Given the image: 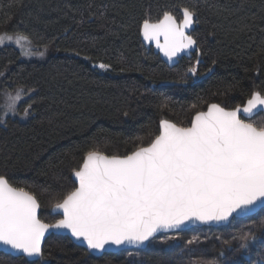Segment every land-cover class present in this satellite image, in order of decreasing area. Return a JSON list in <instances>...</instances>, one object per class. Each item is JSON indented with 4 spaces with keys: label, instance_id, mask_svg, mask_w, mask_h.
<instances>
[{
    "label": "trees",
    "instance_id": "16d2710c",
    "mask_svg": "<svg viewBox=\"0 0 264 264\" xmlns=\"http://www.w3.org/2000/svg\"><path fill=\"white\" fill-rule=\"evenodd\" d=\"M180 8L194 14L200 62L196 52L168 67L143 46L140 27L165 12L180 21ZM0 33L50 52L24 61L15 47L0 48V90L25 97L0 117V176L35 195L49 224L89 151L123 157L150 144L161 120L188 127L211 103L233 109L264 95V0H0ZM245 121L264 126L262 113ZM0 264H264V207L100 257L50 235L39 260L0 253Z\"/></svg>",
    "mask_w": 264,
    "mask_h": 264
},
{
    "label": "snow or ice",
    "instance_id": "6c2138e0",
    "mask_svg": "<svg viewBox=\"0 0 264 264\" xmlns=\"http://www.w3.org/2000/svg\"><path fill=\"white\" fill-rule=\"evenodd\" d=\"M183 16L179 24L168 12L155 23L145 19L144 39L154 40L169 59L190 48L195 41L185 29L192 25L193 13L185 8ZM6 41L14 42L25 56L33 54L25 47L31 43L26 35L0 33V45ZM21 99L22 90L6 93L0 108L5 115L15 113ZM260 106L264 95L253 92L242 110L208 105L206 112L193 117L190 127L161 120L159 135L129 155L89 151L73 171L78 186L55 204L63 218L54 224L38 218L35 195L0 176V245L38 257L50 229L70 231L89 249L140 245L161 229L188 220L226 221L238 209L264 201V126L239 115L242 111L250 118ZM24 111L27 115L28 108Z\"/></svg>",
    "mask_w": 264,
    "mask_h": 264
},
{
    "label": "water",
    "instance_id": "95a60500",
    "mask_svg": "<svg viewBox=\"0 0 264 264\" xmlns=\"http://www.w3.org/2000/svg\"><path fill=\"white\" fill-rule=\"evenodd\" d=\"M183 9L185 8H180L179 12H180V15H181V20L178 21L171 13V15L175 18L177 24L181 23L184 19V16H183ZM163 18V17H162ZM161 18V19H162ZM157 22V21H156ZM152 23H155V22H152ZM143 23L141 24V27H142ZM141 27H140V40L143 44V46L149 50V49H152L153 53L154 54H157L159 56V58L168 66V67H173L175 66L180 59L182 58H191L192 55L194 53L197 52V44H196V41L194 40V38L192 37L191 35V32L192 30L194 29L195 27V17H194V14H193V23L190 27H188L187 29H185V34L186 35H189L192 37V39L195 41V44L192 45L190 48H187V49H183L179 52H177V54L175 56H173L171 59H169V57L165 56L164 53L159 49L157 48L156 46V42L154 40H145L143 35H142V32H141ZM160 43L163 44L164 43V38L163 36H161L160 38ZM197 57H198V60L196 61V64H198L200 62V53L197 52ZM248 100V99H247ZM247 100L245 101V103L242 105V106H237L233 109H226L225 110H234L236 108H241V110L243 109L244 106H246L247 104ZM211 104H216V103H211ZM210 105V104H209ZM220 106V105H219ZM222 107V106H221ZM208 108V107H207ZM207 108L206 110H204L203 112H206L207 111ZM224 108V107H223ZM258 113H262L263 116H264V106H260V110L259 111H255V113L253 115H251V117L249 118L247 116V114H244L242 111L241 113L239 114L241 116L242 119H251L252 117H254L256 114ZM197 114V113H196ZM195 114V115H196ZM194 115V116H195ZM193 116V117H194ZM193 119V118H192ZM165 120V119H164ZM168 121V120H167ZM161 122V121H160ZM171 122V121H169ZM247 122V121H246ZM173 123V122H171ZM159 126H160V123H159ZM178 126V125H177ZM191 126V124H190ZM188 126V127H190ZM159 131H160V127H159ZM159 135V134H158ZM148 146V145H147ZM145 146V147H147ZM131 154V153H130ZM129 155V154H128ZM120 157V156H119ZM84 160V159H83ZM83 164V162H82ZM81 164V165H82ZM71 178L72 180L74 181L76 187L78 186V182L76 181L75 179V176L73 175V172L71 174ZM264 207V201H258L254 206H251L249 209H238L236 212H234L229 218L228 220L226 221H209L207 223H202L201 221H198V220H188V221H185L183 224L179 225L178 227H175V228H169V229H161L159 230L158 232L154 233L152 237H150L148 240L144 241L143 244H140V245H131V244H123V245H114V244H106L104 246L103 249H100V250H95V249H89L87 247V244L86 242H84L82 239L81 240H77V238L73 237L71 235V232L68 231V230H57V229H50L48 232L45 233V236L44 238H42V241H41V247L43 249V245H44V242L45 240L50 236V235H61V236H67L74 244L84 248L86 251H88L91 255H94V256H97V257H100L102 256L104 253H116V252H119V251H123V250H133V249H138V250H142V249H145L147 247V245L149 244V242L156 236L160 235V234H169V233H177V232H181V231H185V230H188V229H191V228H194V227H203V226H210V227H219V226H224V225H227L230 223V221L234 218H244V217H248V216H251V215H254L255 213H257L261 208ZM39 213H40V208L37 210V216L39 218ZM51 213L54 214V215H59V219H62L63 218V213H62V210H55V205L51 208ZM40 219V218H39ZM58 219V220H59ZM41 220V219H40ZM42 221V220H41ZM57 221V220H56ZM55 221V222H56ZM43 222V221H42ZM55 222L53 223H50V224H54ZM45 223V222H43ZM49 224V223H47ZM0 253H4V254H9L11 256H14V257H24L25 259H27L28 261H37L40 259L41 256H32V257H29L27 255H25L24 253L22 252H18L16 250H12L10 249L9 247L7 246H3V245H0Z\"/></svg>",
    "mask_w": 264,
    "mask_h": 264
},
{
    "label": "rangeland",
    "instance_id": "374dc122",
    "mask_svg": "<svg viewBox=\"0 0 264 264\" xmlns=\"http://www.w3.org/2000/svg\"><path fill=\"white\" fill-rule=\"evenodd\" d=\"M13 36H15V35H13ZM5 45H11V46H13V47H15L19 52H20V58L22 59V60H24V61H28V60H37V61H42V60H45V59H47L49 56H50V52L48 51V50H46V49H42V50H40V51H33L30 47H29V44H26L25 45V47H27L28 49H30V51L33 53L32 55H30V56H25V55H23L22 54V49L20 48V47H18L14 42H8V41H6L5 42V44L4 45H0V48L1 47H3V46H5ZM39 53H43V55H39ZM98 66V68L99 69H101V70H103V69H105V68H101V67H99V65H97ZM4 73V72H3ZM0 74V80H1V78L4 76V74ZM17 90H19V89H13V90H10V89H6V88H1V90H0V105H2L3 103H4V97H5V94L6 93H11V94H13V95H15V93L17 92ZM25 97H24V95H22V99H21V101L24 99ZM21 101H19L18 102V104L21 102ZM18 106V105H17ZM12 114H16V112L15 113H12V112H8L6 115H5V113H4V111L2 110V108H0V117L1 118H4L5 116H7V115H12Z\"/></svg>",
    "mask_w": 264,
    "mask_h": 264
}]
</instances>
